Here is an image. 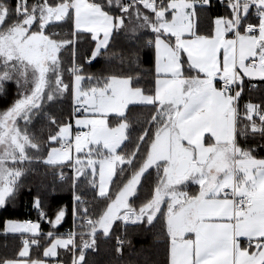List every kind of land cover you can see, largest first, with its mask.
<instances>
[{"label": "snow or ice", "instance_id": "snow-or-ice-1", "mask_svg": "<svg viewBox=\"0 0 264 264\" xmlns=\"http://www.w3.org/2000/svg\"><path fill=\"white\" fill-rule=\"evenodd\" d=\"M0 100V210L40 166L71 192L0 224V264L157 225L142 264H264V0H0Z\"/></svg>", "mask_w": 264, "mask_h": 264}, {"label": "trees", "instance_id": "trees-1", "mask_svg": "<svg viewBox=\"0 0 264 264\" xmlns=\"http://www.w3.org/2000/svg\"><path fill=\"white\" fill-rule=\"evenodd\" d=\"M214 12H223L222 7L213 9ZM212 13H208L211 15ZM87 45H84L86 48ZM83 51V48H82ZM104 61L101 60L98 63H93L90 66H86V71L97 72L103 66ZM145 68L150 67L149 64L144 65ZM259 92L253 93V97H258ZM4 106V102L0 100V107ZM63 110L66 114L69 111V102L65 101L63 104L57 105L56 110ZM74 123V121H73ZM46 169L43 166L39 167L38 176H29L26 181V186L22 189L16 202L10 206L7 210H0V224L6 219H32L37 217L36 210L32 207V200L36 195H40L43 201L47 202L50 210L54 211L58 206L62 204L70 203L71 192L69 189V182H60L58 177H53L51 174L44 176ZM65 172L70 175V170L65 169ZM31 188V191L28 189ZM54 189H57V193H54ZM66 223L60 228L61 232L67 231L72 226V218L69 215L66 217ZM45 231L48 230V224L45 222L42 224ZM160 230V225L151 230L138 227H129L127 230V240L131 241V244H125L123 257L117 259L115 246L116 241L113 238L110 241H101L99 253H93L90 255V261H94V264H142L143 260L148 257L154 259H163L164 244L158 242L155 236ZM117 235H122L120 230H117ZM3 242V238L0 237V243ZM10 248L16 246L19 243L18 239H9ZM10 252V251H9ZM2 253V248H0Z\"/></svg>", "mask_w": 264, "mask_h": 264}, {"label": "rangeland", "instance_id": "rangeland-1", "mask_svg": "<svg viewBox=\"0 0 264 264\" xmlns=\"http://www.w3.org/2000/svg\"><path fill=\"white\" fill-rule=\"evenodd\" d=\"M74 124V123H73ZM57 189H54V193H57ZM44 205H45V207H46V209H49V207H48V205H47V202L46 201H44ZM11 249H12V247L9 249V251H11ZM4 251V249H2V252Z\"/></svg>", "mask_w": 264, "mask_h": 264}]
</instances>
